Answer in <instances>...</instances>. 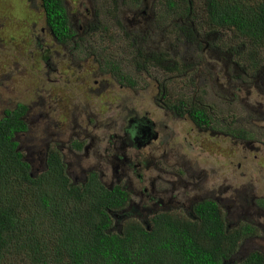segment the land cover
<instances>
[{
  "label": "flooded vegetation",
  "instance_id": "af4514ba",
  "mask_svg": "<svg viewBox=\"0 0 264 264\" xmlns=\"http://www.w3.org/2000/svg\"><path fill=\"white\" fill-rule=\"evenodd\" d=\"M87 1L90 4L86 7L83 2L81 3V0H77L80 3V11L71 13V17L69 16L70 26L75 33L71 40L61 43L49 31L53 44L47 38L31 37L33 43L36 40L41 56L40 66H37L34 62L35 58H33L30 60L33 66L30 68H36L38 73L43 72L39 74V80H47L45 85L52 89L51 92L44 91L37 104L41 111L37 122L40 125L42 123L43 126L40 132L49 135L42 140L40 154L43 165L39 174L47 169L48 152L55 149L60 153L66 167V174L74 187L87 186L90 179L94 178L113 194L111 197L113 200L110 199L112 202L119 198L121 192L126 193L127 201L123 208L107 209L114 220L112 229L115 232L122 231L125 224L130 221H137L150 230L154 226V220L158 217L174 216L175 218L196 219L195 212L198 206L214 202L225 217L229 230L240 228L242 225H248L254 229V233L239 243V251L247 241L255 246L257 239L264 240V237L260 236L261 233L264 234V208L262 207L264 206V197L254 195L249 201L248 198H241L245 194H240L238 196L244 199V205L242 202L239 205L236 188L237 168L234 169L233 175L231 172L225 173L214 182L209 179H211V172L215 174V170L204 169V162L197 160L201 156L204 158L205 155L197 152L198 148L192 142L191 133L201 134L203 132L210 137L221 133L218 132L214 122L224 118L220 109L216 113L214 109L210 108L212 109V113H210L204 103L196 101L198 96H195V100L193 99L191 102H185L184 105L179 104L177 107H171L166 99L167 86L165 85L162 86V98L159 100H156L157 97L150 98L148 107L125 108V105H118L117 111L109 117L96 112L92 100L85 99L84 101L83 92L89 95L94 89H100L105 76L108 75L113 80L116 78L113 75L114 70L107 69L106 65L100 73L84 68L83 65L78 66L75 58L80 48L83 45L88 48V44H97L104 50L107 48V43L112 42L110 35L113 33L110 29L124 28L126 30L127 27L129 32L146 34L148 28L146 31H142L138 27L144 22L149 25V21H156V13L150 14L145 9L138 8L137 11L117 9L122 17L117 14L120 21H114V15L111 14L108 6L110 0H106L105 18L108 21L106 24L108 26L105 32L108 37L105 36V38L97 40L96 37L91 38L93 35L85 32L86 30L90 32L92 25H96L97 14L94 0ZM146 1L144 0L143 3L145 4ZM116 5L118 7L119 3L117 2ZM192 12L191 8L188 18L179 22L182 29H178V36L174 32L176 27L171 29V34L164 36V38L171 39L181 38L183 29L192 33L190 36H182L189 38L191 48L199 54H191L185 66L187 68L185 75L198 72V87H200L203 75H213L217 86H221L226 94L234 97L233 105L229 107V111H234V106L239 103L240 106L244 105L249 114L258 116L259 118L256 117L258 121L260 119L261 122H264V67L256 69L250 67L251 61L250 64L245 61L246 52L235 51L231 40L228 52L223 50L222 40L216 35L202 38L197 30V23L191 20ZM39 22L45 25L44 18L41 17ZM46 30L48 29L46 28ZM166 30H170V26L167 25ZM148 37L132 38L133 40L129 41L135 45L140 54L139 59L143 61L163 50V44L158 38H154L156 37L154 32L150 33ZM167 41L171 42L172 40ZM29 44L31 43L29 42ZM69 48L71 49L68 50ZM194 51L192 50V52ZM68 54H70L69 58ZM60 59H65V61L60 63ZM63 65H68L67 70L71 71V75L66 77L65 74H62V69H65V67H61ZM123 69L127 71L126 66ZM108 76V80H105L110 86L104 89L105 93L111 87L116 86L120 90L134 91L136 89V85L127 83L125 77L123 83L117 80L110 83L111 78ZM70 79L73 80V86H71ZM91 80H96L92 87L90 86ZM57 84H63V87L57 90ZM78 91H82V93ZM196 108L206 111L208 118L214 122L215 130H213L211 121L204 127H200L194 122L191 115L196 111ZM30 112L29 107L28 115ZM26 120L29 125L30 117H26ZM231 120L234 126L236 119L233 112ZM185 128H191V131L185 132ZM227 132L226 134L231 136L225 134L223 136L234 140L232 132L230 130ZM53 133L55 134L52 135ZM247 138L246 135L245 139ZM240 139L244 138L240 137ZM202 151L205 150L202 149ZM36 159L25 158L31 165L32 161ZM239 168L241 170L242 166ZM256 171L259 173L256 172L257 175L253 176H256V180L261 184H257L255 188L258 185L264 186V165L259 164ZM246 175L248 174L245 173L244 176ZM224 177L226 178L224 179ZM115 192L116 194H114ZM227 194H234L232 197H235V200L231 206L227 205ZM247 202L250 204L247 207L246 215L235 218L232 215L233 210H243ZM254 246H250L251 250L245 258L254 253L264 257V251L256 249ZM237 255L236 257H238Z\"/></svg>",
  "mask_w": 264,
  "mask_h": 264
},
{
  "label": "trees",
  "instance_id": "16d2710c",
  "mask_svg": "<svg viewBox=\"0 0 264 264\" xmlns=\"http://www.w3.org/2000/svg\"><path fill=\"white\" fill-rule=\"evenodd\" d=\"M185 1L190 14L196 0ZM202 1L206 26L232 33L234 50L246 52L250 67L263 66L264 0ZM38 2L54 38L61 43L71 40L75 33L64 0ZM178 3L169 0L167 13L179 10L183 4ZM96 12V25L85 32L91 38H107V26L99 27L100 12ZM193 13L194 9L191 17ZM105 63L117 81L123 83L125 77L135 84L119 66L110 60ZM195 110L191 116L198 126L212 122L206 111ZM28 113L29 107L19 104L0 118V264H264L258 253L236 259L239 243L254 229L242 225L229 230L214 202L198 206L196 219L158 217L150 230L130 221L122 231H113L114 220L107 209L123 208L126 193L112 202L113 194L94 178L87 186L74 187L55 149L48 152L47 169L35 174L17 140L29 130Z\"/></svg>",
  "mask_w": 264,
  "mask_h": 264
},
{
  "label": "rangeland",
  "instance_id": "374dc122",
  "mask_svg": "<svg viewBox=\"0 0 264 264\" xmlns=\"http://www.w3.org/2000/svg\"><path fill=\"white\" fill-rule=\"evenodd\" d=\"M168 1L169 0H147L144 4V0H110L108 6L111 14L114 15V21H120L117 17V14L120 12H118L117 9L120 11L125 9L137 11V8L142 10L145 9L150 14L156 13V21H149V25L147 22H144L140 27L137 26L142 31H146L148 28L146 34L133 31L129 32L127 27L126 30L128 32L123 28L110 29L114 34V38H112L111 43H107V48L104 49L105 52H103V48L99 47L97 44H88V48L83 45L80 48L75 58L78 66L83 65L84 68L92 69L100 73L105 65V67H107L104 61L109 62L110 60L116 66H119V71H121L123 75L125 74L130 77L136 84V89L134 91L129 89L120 90L118 86H116L114 88L111 87L109 91L105 93L104 89L110 86L107 81V75L104 77L107 80L104 79L102 86L99 87L100 89H94L89 95L83 92L84 101L85 99L92 100L94 103L92 104L94 110L109 117L117 111L118 105H125V108H132L133 106L137 108L148 107L150 98L157 97L156 100L162 98L163 85L167 86L166 99L171 107H177L181 104V101L191 102L193 99L195 100V96H198L196 97V101L204 103L210 113H212V109H214L216 113L218 109H220L221 113L224 114L222 120L214 121L218 128V132L221 133L211 135V137L203 132L201 134L197 132L191 133L192 142L195 147L198 148L197 152L205 155L204 158L201 156L197 158V160L199 162H204V169L210 168L215 170V174L211 172V179L209 180L215 182L217 178L228 172H231L233 175L235 173L234 169L237 168L236 188L238 204L241 205L240 203L242 202L244 205V199L241 198H248L250 201L254 195L264 197V186L258 185V187L255 188L257 184L261 183L256 180V176H253L259 173L256 171L258 165H264V122H261L260 119L258 121L256 118L258 116L255 117L254 114H249V112L245 110L246 108L244 105L240 106L239 103L234 106V111H229V107L233 105L234 97L226 94L221 86H217L214 82L213 75H203L200 81V87L197 85L198 72L185 75L187 71L185 67L187 60L190 59L189 57L191 54H199L198 52L195 53L194 49L191 48L189 38H184L182 36H190L192 33L189 30L183 29L181 38L171 39L164 38V36L171 34V29L173 27H176L174 32L178 36V29H182V25L179 22L188 18V7H190V5L187 4L185 0H173L179 2L178 4H183V6L180 7L179 10H176V12L167 13V9L169 8ZM64 2L70 17L71 13H78L80 11V3H78L77 0H64ZM82 2L86 7L90 4L87 0H81V3ZM117 2L119 3L118 7L116 5ZM106 4V0H94V5L100 12V18L98 20L102 25L99 27L108 26L106 25L108 21L105 18ZM40 6L41 4L38 0H0V118L4 116L5 111L14 110L19 104L30 107L31 112L30 115L27 116V118L30 117L29 130L26 134L18 136L17 140L22 143L20 148L23 150L26 159L31 160L37 158L32 161L35 174H39L43 165L42 156L40 154L42 140L49 136L45 133L43 134L42 131L40 132L43 126L42 123L40 125V123L37 122L41 114L37 104L44 91H52L50 87L45 85V83L48 82L47 80H39V74L43 72L38 73L36 68H30L33 66L30 62L33 58H35L34 62L37 66H40L41 56V51L36 44V40L33 43L31 37L47 38L53 44L50 33L46 30L45 25L39 22L42 17V9L39 8ZM204 7L202 0H196L193 7L194 15L191 20L197 23V30L202 38L216 35L222 40L223 50L229 52V41L233 34L225 31L210 30L206 26L203 17L202 9H204ZM118 16L122 17L121 14ZM167 25L170 26V30H166ZM43 28L45 29L43 30ZM124 32H127L128 36H124ZM152 32H154L156 36L154 38H158L159 41L162 42L163 50L155 56L143 61L139 59L140 54L135 45L129 41L133 40L132 38H149L150 36L148 37V35ZM99 38L100 37L97 36V40ZM129 38L130 40H128ZM167 40L172 41L169 42ZM29 42L31 44H29ZM92 47L95 48L91 49ZM70 49L71 48L68 50ZM59 50L63 51L61 49ZM192 50L194 52H192ZM69 56L70 54L67 55L68 58ZM64 61L65 59H60V63ZM86 62H88V64H86ZM124 66H126L127 71H124ZM242 66H245V64H242ZM61 67H65V69H62V74H65L66 77L71 75V71L67 70L68 65H63ZM262 67H264V65ZM110 78V83L116 81L115 79L113 80L112 77ZM70 80L71 86H73V80ZM94 81L96 80H91V87ZM56 87L57 90H60L63 84H57ZM78 92L82 93V91ZM217 105L220 106V108H218ZM126 110L129 111L132 109ZM232 112L236 119L234 126L231 120ZM214 122H212L213 130H215ZM229 130L232 132L234 140L223 136V134L229 135L226 134ZM189 131H191V128H185V132ZM54 134L55 133L52 135ZM239 134H246L248 138L240 139ZM202 149L205 151H202ZM239 166H242L241 170ZM245 173L248 175L244 176ZM225 178L226 177H224V179ZM251 180L253 181L251 185H249ZM225 187L227 188V186ZM240 194L245 195L239 198L240 196L238 195ZM233 195L234 194L226 195V202L229 206H231L235 200V197H232ZM249 204L248 202L245 203V208L243 210L234 209L232 215H234L235 218H241L244 214L246 215ZM232 222L234 221L232 220ZM260 236L264 237V234L261 233ZM255 242V246L248 241L245 242L236 259L244 260L251 250L250 246L264 251V240L257 239Z\"/></svg>",
  "mask_w": 264,
  "mask_h": 264
}]
</instances>
